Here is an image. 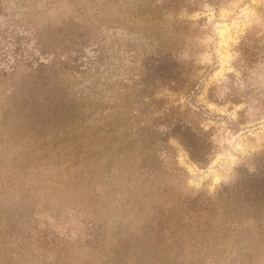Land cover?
I'll return each instance as SVG.
<instances>
[{"label": "rangeland", "instance_id": "1", "mask_svg": "<svg viewBox=\"0 0 264 264\" xmlns=\"http://www.w3.org/2000/svg\"><path fill=\"white\" fill-rule=\"evenodd\" d=\"M132 3L0 0V204L77 264H233L214 197L264 159V0Z\"/></svg>", "mask_w": 264, "mask_h": 264}, {"label": "trees", "instance_id": "2", "mask_svg": "<svg viewBox=\"0 0 264 264\" xmlns=\"http://www.w3.org/2000/svg\"><path fill=\"white\" fill-rule=\"evenodd\" d=\"M220 1L132 0V9L143 12L142 14L158 15L160 13L163 14L164 11L178 8L193 11L202 2L218 3ZM241 49L247 51L244 45H242ZM260 56L264 60V55ZM182 127H185V125ZM161 128L160 125L149 126L144 123L141 131L150 138L151 142L155 141L156 138L165 142L169 131L161 130ZM184 129L191 132L189 134L190 137L183 138L182 136L180 138L182 142H188V138H190V146L186 142L190 159L197 165L204 166L208 162L210 155L205 152L203 159H199L195 156L197 151L191 150V147L194 148V146L199 145L193 140L200 142L198 134L206 137L205 132L196 133L188 126ZM153 147V153H157L155 150L156 146L153 145ZM162 149L165 148L161 146L158 151ZM257 168V171L252 175L242 174L238 183L233 186H225L218 189L214 197L218 203L223 204L224 207L222 209L229 206V213L223 217L224 222L222 224L226 227L227 221H231L230 235H232L231 238L234 240H229L228 244L232 247L230 252L233 256H236L233 264H256L257 261L251 255V251L264 248V159L260 161ZM11 215L12 213L0 204V264L78 263L77 261L75 263L74 259L76 260V257L68 252L64 241L57 239L55 236L48 234L46 230L37 226L27 228L18 223ZM221 232L222 230L217 232L218 235H221ZM218 241L219 244L216 243L217 247H221L219 238ZM262 257L264 258V255Z\"/></svg>", "mask_w": 264, "mask_h": 264}]
</instances>
